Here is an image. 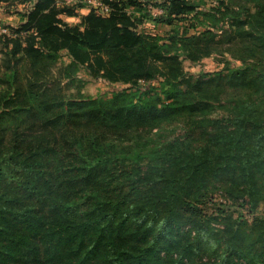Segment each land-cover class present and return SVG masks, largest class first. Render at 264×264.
<instances>
[{"label": "trees", "instance_id": "1", "mask_svg": "<svg viewBox=\"0 0 264 264\" xmlns=\"http://www.w3.org/2000/svg\"><path fill=\"white\" fill-rule=\"evenodd\" d=\"M0 2V264H264V0Z\"/></svg>", "mask_w": 264, "mask_h": 264}, {"label": "rangeland", "instance_id": "2", "mask_svg": "<svg viewBox=\"0 0 264 264\" xmlns=\"http://www.w3.org/2000/svg\"><path fill=\"white\" fill-rule=\"evenodd\" d=\"M58 4H68L73 5L75 3V0H57ZM208 5L214 3L213 0H205ZM82 2L85 3L84 8H90L94 6H98L99 3H103V0H82ZM104 4V3H103ZM158 7L149 4L147 5V9L153 14ZM82 9V8H81ZM81 9L77 10L78 14H84ZM84 10V12H87V10ZM24 10V6L18 5V4H6L4 2H0V26H15L20 21V16L17 13L18 11ZM61 17L67 21L68 23H76L78 22L79 18L76 17H68L65 15H61ZM139 28H144L147 31L158 33L160 35H163L168 32V30L171 28L168 24L165 23H154L151 19H145L142 21V23L139 25ZM200 30L201 27H198ZM223 59L228 60V66L229 67H236L240 65V61L238 59H235L231 56L222 55V54H211L210 56L204 57L201 60L197 62H190L188 60H183L181 62L182 68L186 72H190L193 74H198L200 72H207L212 73L218 70H222L225 68V63ZM67 61V58L65 56H62L58 62L59 64H63ZM78 76L82 79V85L79 87L80 93L83 96L86 97H96V96H102L107 97L110 96V93L114 90H119L123 88H130L128 84H122V83H115L112 85L107 84L103 79L99 78H92L90 77L83 69H81L78 72ZM161 80L157 79L152 81L153 85L159 86ZM140 85H143V82L139 83ZM78 88L73 87L69 90L71 94L77 92ZM221 104V103H220ZM220 104H214V108L212 109V113H217L221 111ZM175 124H163L159 128L153 129V132L157 133L158 135H170L175 130Z\"/></svg>", "mask_w": 264, "mask_h": 264}, {"label": "built area", "instance_id": "3", "mask_svg": "<svg viewBox=\"0 0 264 264\" xmlns=\"http://www.w3.org/2000/svg\"><path fill=\"white\" fill-rule=\"evenodd\" d=\"M95 7V10L98 12V13H107L109 11V7L106 5V4H103V3H99L98 2V6H94ZM157 10L155 12H153V15H156V14H159L162 12V8L161 7H158L156 8ZM8 29L4 26H0V34L2 33H8Z\"/></svg>", "mask_w": 264, "mask_h": 264}, {"label": "crops", "instance_id": "4", "mask_svg": "<svg viewBox=\"0 0 264 264\" xmlns=\"http://www.w3.org/2000/svg\"><path fill=\"white\" fill-rule=\"evenodd\" d=\"M83 9L85 10L86 8H82V9H81V11L85 14L86 12H84ZM87 9H88V8H87ZM87 9H86V10H87Z\"/></svg>", "mask_w": 264, "mask_h": 264}]
</instances>
